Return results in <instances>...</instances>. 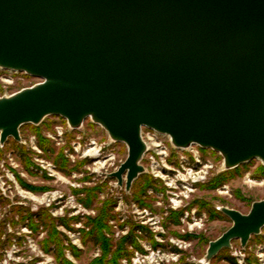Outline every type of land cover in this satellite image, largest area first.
<instances>
[{
  "label": "water",
  "instance_id": "95a60500",
  "mask_svg": "<svg viewBox=\"0 0 264 264\" xmlns=\"http://www.w3.org/2000/svg\"><path fill=\"white\" fill-rule=\"evenodd\" d=\"M0 67L41 82L0 97V142L48 115L91 117L128 157L110 175L126 189L144 172L142 128L196 144L231 169L264 164V0H0ZM210 241L208 263L264 227L251 210Z\"/></svg>",
  "mask_w": 264,
  "mask_h": 264
},
{
  "label": "rangeland",
  "instance_id": "374dc122",
  "mask_svg": "<svg viewBox=\"0 0 264 264\" xmlns=\"http://www.w3.org/2000/svg\"><path fill=\"white\" fill-rule=\"evenodd\" d=\"M39 82L0 67V97ZM20 135L0 142V264H206L210 241L233 224L220 208L248 213L264 199L260 159L225 169L220 152L162 137L168 154L143 155L127 190L110 174L128 146L91 117L71 128L48 115ZM207 264H264V227Z\"/></svg>",
  "mask_w": 264,
  "mask_h": 264
},
{
  "label": "bare ground",
  "instance_id": "6f19581e",
  "mask_svg": "<svg viewBox=\"0 0 264 264\" xmlns=\"http://www.w3.org/2000/svg\"><path fill=\"white\" fill-rule=\"evenodd\" d=\"M72 128V127H71ZM159 133V132H158ZM156 133V134H154V136H152L151 138H150V141L149 142H147L146 143V146H147V149L146 150H148V149H150V150H153V151H158V154L159 155H162V154H165V152L167 153V151H165V150H162L161 149V144L160 143H158L157 142V138H159V134H161V133ZM167 135V134H166ZM170 137V136H169ZM171 138V137H170ZM100 149L98 148V147H96V146H93L90 150H89V152L88 153H90V154H92V155H97V154H99L98 153V151H99ZM165 157V156H164ZM103 165V164H102Z\"/></svg>",
  "mask_w": 264,
  "mask_h": 264
},
{
  "label": "built area",
  "instance_id": "2783aa9c",
  "mask_svg": "<svg viewBox=\"0 0 264 264\" xmlns=\"http://www.w3.org/2000/svg\"><path fill=\"white\" fill-rule=\"evenodd\" d=\"M61 131H62V130H61ZM144 132H145V131H144V127H143V128H142V131H141V134H142V138H143V140L145 141V143L149 142V141H150V138H151L152 136H154V134L158 133V131L149 128V130H148V135H147V138H146V134H145ZM159 133H160V132H159ZM159 133H158V134H159ZM162 137H166V138H170V137H169V135H166V134H164V133H161V134H159V138H157V142L161 144V149L167 151V153L165 152V154H163V155H167V154H168V150H167V148H166V149L163 148V145H164V144L160 141V139H161ZM99 151H100V150H99ZM147 152H153V153L155 152V154H156V152L158 153L157 150H156V151H153V150L148 149V150H146V152L144 153V155H145ZM153 153H152V154H153ZM153 155H154V154H153ZM164 158H165V157H164Z\"/></svg>",
  "mask_w": 264,
  "mask_h": 264
}]
</instances>
